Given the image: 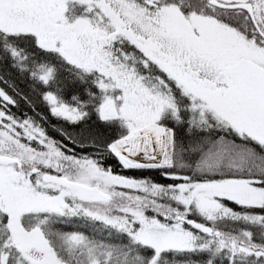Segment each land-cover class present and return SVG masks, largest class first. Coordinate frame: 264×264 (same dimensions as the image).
<instances>
[{
  "label": "snow or ice",
  "instance_id": "6c2138e0",
  "mask_svg": "<svg viewBox=\"0 0 264 264\" xmlns=\"http://www.w3.org/2000/svg\"><path fill=\"white\" fill-rule=\"evenodd\" d=\"M0 264H264V0H0Z\"/></svg>",
  "mask_w": 264,
  "mask_h": 264
}]
</instances>
